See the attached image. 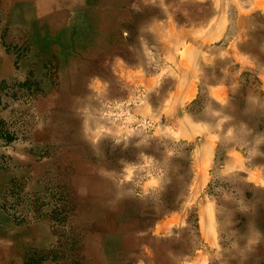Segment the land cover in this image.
Segmentation results:
<instances>
[{
    "label": "rangeland",
    "instance_id": "374dc122",
    "mask_svg": "<svg viewBox=\"0 0 264 264\" xmlns=\"http://www.w3.org/2000/svg\"><path fill=\"white\" fill-rule=\"evenodd\" d=\"M0 264H264V0H0Z\"/></svg>",
    "mask_w": 264,
    "mask_h": 264
},
{
    "label": "bare ground",
    "instance_id": "6f19581e",
    "mask_svg": "<svg viewBox=\"0 0 264 264\" xmlns=\"http://www.w3.org/2000/svg\"><path fill=\"white\" fill-rule=\"evenodd\" d=\"M232 1H233V0H232ZM234 2H236V1H234ZM237 3L239 4V2H236V4H237ZM226 13H227V12H226ZM218 15H219V14H218ZM225 17H226V16H225ZM250 27H251V26H250ZM217 32H218V31H217ZM254 32H255V31H254ZM187 34H188V33H187ZM239 34H240V33H239ZM232 36H233V35H232ZM236 36H237V35H236ZM236 36H235V37H236ZM187 37H188V36H187ZM238 37H239V36H238ZM238 37H237V38H238ZM262 38H263V36H262ZM220 40H221V39H220ZM240 40H241V39H240ZM239 42H241V41H239ZM260 42H261V41H260ZM254 43H256V42H254ZM249 45H250V44H249ZM254 45H255V44H254ZM209 46H210V45H209ZM209 46H208V47H209ZM240 46H242V45H240ZM252 47H253V46H252ZM229 49H230V48H229ZM229 51H230V50H229ZM221 58H222V57H221ZM217 59H218V58H217ZM225 59H226V58H225ZM225 59H224V60H225ZM217 62H218V61H217ZM217 65H218V64H217ZM241 66H242V65H241ZM216 67H217V66H216ZM173 117H174V116H173ZM113 216H114V214H111V216H108V217L106 218V221H107V222H110L111 219H114Z\"/></svg>",
    "mask_w": 264,
    "mask_h": 264
}]
</instances>
